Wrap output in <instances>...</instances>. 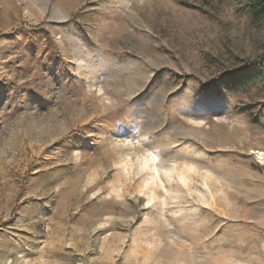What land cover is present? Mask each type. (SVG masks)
Masks as SVG:
<instances>
[{"label": "rangeland", "instance_id": "374dc122", "mask_svg": "<svg viewBox=\"0 0 264 264\" xmlns=\"http://www.w3.org/2000/svg\"><path fill=\"white\" fill-rule=\"evenodd\" d=\"M238 2L0 0V264H264V80L201 90Z\"/></svg>", "mask_w": 264, "mask_h": 264}, {"label": "trees", "instance_id": "16d2710c", "mask_svg": "<svg viewBox=\"0 0 264 264\" xmlns=\"http://www.w3.org/2000/svg\"><path fill=\"white\" fill-rule=\"evenodd\" d=\"M241 11L264 19V0H239ZM242 62V61H240ZM264 80V53L252 60H244L242 66L226 70L212 80L201 85V90L208 91L220 84L229 90L246 89L254 83Z\"/></svg>", "mask_w": 264, "mask_h": 264}, {"label": "bare ground", "instance_id": "6f19581e", "mask_svg": "<svg viewBox=\"0 0 264 264\" xmlns=\"http://www.w3.org/2000/svg\"><path fill=\"white\" fill-rule=\"evenodd\" d=\"M142 149V148H141ZM139 150V149H138ZM145 149H143V151H144ZM136 152V151H135ZM141 152H142V150H141ZM138 153V152H137ZM145 154V153H144ZM154 158H156V155H152V159H154ZM155 166V168L157 169V164H155L154 165ZM157 172H158V170H157ZM156 174H158V173H156Z\"/></svg>", "mask_w": 264, "mask_h": 264}]
</instances>
